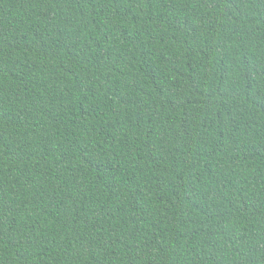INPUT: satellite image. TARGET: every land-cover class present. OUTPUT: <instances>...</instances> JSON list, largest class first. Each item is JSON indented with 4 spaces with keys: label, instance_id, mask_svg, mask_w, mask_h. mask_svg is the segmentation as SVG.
I'll return each mask as SVG.
<instances>
[{
    "label": "trees",
    "instance_id": "obj_1",
    "mask_svg": "<svg viewBox=\"0 0 264 264\" xmlns=\"http://www.w3.org/2000/svg\"><path fill=\"white\" fill-rule=\"evenodd\" d=\"M0 264H264V0H0Z\"/></svg>",
    "mask_w": 264,
    "mask_h": 264
}]
</instances>
